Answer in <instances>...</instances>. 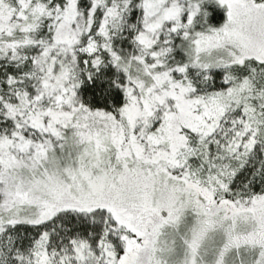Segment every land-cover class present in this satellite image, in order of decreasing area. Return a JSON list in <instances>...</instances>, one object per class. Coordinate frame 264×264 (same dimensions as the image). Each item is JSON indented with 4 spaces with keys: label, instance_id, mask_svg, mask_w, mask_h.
I'll return each instance as SVG.
<instances>
[{
    "label": "rangeland",
    "instance_id": "obj_1",
    "mask_svg": "<svg viewBox=\"0 0 264 264\" xmlns=\"http://www.w3.org/2000/svg\"><path fill=\"white\" fill-rule=\"evenodd\" d=\"M203 1L144 0L118 113L82 91L117 10L91 34L96 0H0V240L35 226L18 262L117 264L145 215L132 264H264V3L213 0L226 22L193 37ZM176 37L190 63L168 69Z\"/></svg>",
    "mask_w": 264,
    "mask_h": 264
},
{
    "label": "trees",
    "instance_id": "obj_2",
    "mask_svg": "<svg viewBox=\"0 0 264 264\" xmlns=\"http://www.w3.org/2000/svg\"><path fill=\"white\" fill-rule=\"evenodd\" d=\"M96 1L98 2L96 3L98 5L96 20L98 19L99 22H95L91 34H100L101 29L97 24L107 18L114 10H117V17L115 21H112L110 33L105 41V55L114 65L106 71L96 67L92 69L93 76L87 80L86 85L82 88L83 99H85V103L92 110L108 112L115 110L120 113L126 98L123 84L128 77L124 69L125 67H128L129 70L132 69L129 60L132 52L136 50L138 29L144 14V0ZM253 1L264 3V0ZM62 2L63 0H57L54 3L53 7H51L53 12L55 11L56 4L60 3L61 5ZM80 3L81 5H85L86 0H80ZM226 20L227 11L223 6L213 0H205L190 25L189 34L195 37L198 34L219 29ZM50 23V19H45L41 22V26L37 32L30 36L35 47L40 44H46L51 40ZM170 45L169 60L166 63L168 69L189 65L190 61L186 58L188 43H184L176 37ZM0 76H2V71L0 72ZM65 214H68V212ZM70 221L72 223L68 221L65 223L66 225L64 224L66 229L75 228L77 224L76 219H71ZM34 230L35 226L26 222L14 225L12 229V245L7 246L6 243L0 240V264H27V262H18L17 260L29 248L28 245L32 242L31 239L34 238ZM15 251L20 252L18 257H14Z\"/></svg>",
    "mask_w": 264,
    "mask_h": 264
},
{
    "label": "flooded vegetation",
    "instance_id": "obj_3",
    "mask_svg": "<svg viewBox=\"0 0 264 264\" xmlns=\"http://www.w3.org/2000/svg\"><path fill=\"white\" fill-rule=\"evenodd\" d=\"M200 193H198V201L203 205V203L199 200ZM204 206V205H203ZM213 208V207H212ZM221 211L222 207H219ZM138 223L140 226V231L134 234V236H129L128 238L130 239H125L124 244H125V249L123 252L120 254L117 264H132L134 261H137L139 259L138 257V251L140 248H142V238H144V234L150 233V220L147 216H141L138 219ZM131 241L134 242V246L132 247ZM146 243L144 244V246Z\"/></svg>",
    "mask_w": 264,
    "mask_h": 264
},
{
    "label": "water",
    "instance_id": "obj_4",
    "mask_svg": "<svg viewBox=\"0 0 264 264\" xmlns=\"http://www.w3.org/2000/svg\"><path fill=\"white\" fill-rule=\"evenodd\" d=\"M199 200L205 205L207 212L217 213L220 210V208H212L210 199L202 194H200Z\"/></svg>",
    "mask_w": 264,
    "mask_h": 264
}]
</instances>
